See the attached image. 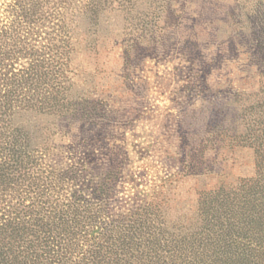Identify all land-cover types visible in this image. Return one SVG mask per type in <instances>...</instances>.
Segmentation results:
<instances>
[{
    "label": "rangeland",
    "instance_id": "1",
    "mask_svg": "<svg viewBox=\"0 0 264 264\" xmlns=\"http://www.w3.org/2000/svg\"><path fill=\"white\" fill-rule=\"evenodd\" d=\"M72 38L81 117L23 119L45 123L73 162L122 161L114 211L156 202L185 225L201 191L258 175L264 0H139L82 19Z\"/></svg>",
    "mask_w": 264,
    "mask_h": 264
},
{
    "label": "trees",
    "instance_id": "2",
    "mask_svg": "<svg viewBox=\"0 0 264 264\" xmlns=\"http://www.w3.org/2000/svg\"><path fill=\"white\" fill-rule=\"evenodd\" d=\"M137 1L0 0V264H264L263 161L237 187L201 191L192 221L170 225L156 202L114 211V155L73 162L45 123L23 119L81 117L68 98L73 33Z\"/></svg>",
    "mask_w": 264,
    "mask_h": 264
}]
</instances>
